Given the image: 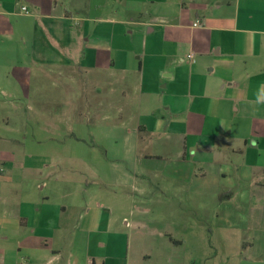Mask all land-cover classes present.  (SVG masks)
<instances>
[{"label": "crops", "instance_id": "crops-1", "mask_svg": "<svg viewBox=\"0 0 264 264\" xmlns=\"http://www.w3.org/2000/svg\"><path fill=\"white\" fill-rule=\"evenodd\" d=\"M155 206L264 264V0H0V264H116Z\"/></svg>", "mask_w": 264, "mask_h": 264}, {"label": "rangeland", "instance_id": "rangeland-1", "mask_svg": "<svg viewBox=\"0 0 264 264\" xmlns=\"http://www.w3.org/2000/svg\"><path fill=\"white\" fill-rule=\"evenodd\" d=\"M113 125L111 120L106 122V126ZM160 176L158 173L152 174L154 179ZM124 194L122 204L129 206L130 200ZM153 210L120 219L129 225L120 227L123 235L120 249L116 247L114 251L118 259L116 264H256L259 260L258 253L237 249L233 241L229 246L223 240L220 241L226 235H212L201 230L193 232L188 226L194 222L193 213L167 215L156 206ZM203 218L204 221L211 220L209 217ZM220 243H223L221 248Z\"/></svg>", "mask_w": 264, "mask_h": 264}, {"label": "built area", "instance_id": "built-area-1", "mask_svg": "<svg viewBox=\"0 0 264 264\" xmlns=\"http://www.w3.org/2000/svg\"><path fill=\"white\" fill-rule=\"evenodd\" d=\"M22 11H23L24 13H28V11H27V9H26L25 7H22ZM200 25H201V21L197 20V21L193 24V27H199ZM188 58H189L190 60H192V59H193V55H189Z\"/></svg>", "mask_w": 264, "mask_h": 264}]
</instances>
